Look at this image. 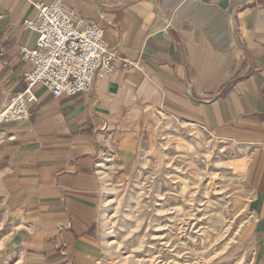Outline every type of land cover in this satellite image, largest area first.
<instances>
[{
    "label": "crops",
    "instance_id": "1",
    "mask_svg": "<svg viewBox=\"0 0 264 264\" xmlns=\"http://www.w3.org/2000/svg\"><path fill=\"white\" fill-rule=\"evenodd\" d=\"M0 0V113L23 91L20 48L34 3ZM135 67L89 93L37 85L30 119L0 125V264H101L102 160L127 159L164 117L209 131L247 159L237 208L264 248V0H64Z\"/></svg>",
    "mask_w": 264,
    "mask_h": 264
},
{
    "label": "rangeland",
    "instance_id": "2",
    "mask_svg": "<svg viewBox=\"0 0 264 264\" xmlns=\"http://www.w3.org/2000/svg\"><path fill=\"white\" fill-rule=\"evenodd\" d=\"M140 139L126 160L101 162V264H264L236 204L247 159L181 118Z\"/></svg>",
    "mask_w": 264,
    "mask_h": 264
},
{
    "label": "built area",
    "instance_id": "3",
    "mask_svg": "<svg viewBox=\"0 0 264 264\" xmlns=\"http://www.w3.org/2000/svg\"><path fill=\"white\" fill-rule=\"evenodd\" d=\"M35 19H25L23 28L36 35L33 47L20 48L25 63L23 91L10 96L0 113V125L31 118L37 104L35 87L42 85L56 97L89 93L95 81L117 70L135 67L120 57L104 38V29L65 8L64 0L34 3Z\"/></svg>",
    "mask_w": 264,
    "mask_h": 264
}]
</instances>
